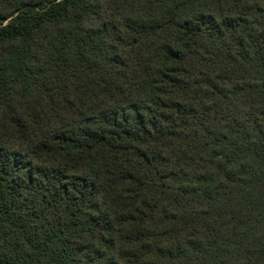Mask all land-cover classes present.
Segmentation results:
<instances>
[{
    "label": "trees",
    "instance_id": "1",
    "mask_svg": "<svg viewBox=\"0 0 264 264\" xmlns=\"http://www.w3.org/2000/svg\"><path fill=\"white\" fill-rule=\"evenodd\" d=\"M0 264H264V0H0Z\"/></svg>",
    "mask_w": 264,
    "mask_h": 264
}]
</instances>
